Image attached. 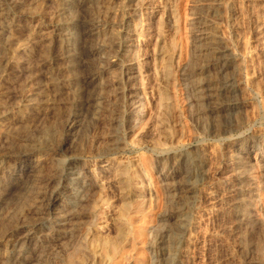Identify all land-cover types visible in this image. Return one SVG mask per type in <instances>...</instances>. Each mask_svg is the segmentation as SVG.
Instances as JSON below:
<instances>
[{"label": "rangeland", "instance_id": "obj_1", "mask_svg": "<svg viewBox=\"0 0 264 264\" xmlns=\"http://www.w3.org/2000/svg\"><path fill=\"white\" fill-rule=\"evenodd\" d=\"M92 1L88 22L101 21L88 39L86 93L81 64L67 57L61 2L0 0V264L16 263L6 239L31 233L25 264H264V0ZM201 26L219 44L214 59L202 57ZM216 78L228 85L220 104L191 97L194 83ZM133 96L144 110L136 120ZM238 156L252 170L227 165ZM89 180L96 201L83 215L76 203ZM54 197L52 212L67 223L45 245L39 232Z\"/></svg>", "mask_w": 264, "mask_h": 264}, {"label": "bare ground", "instance_id": "obj_2", "mask_svg": "<svg viewBox=\"0 0 264 264\" xmlns=\"http://www.w3.org/2000/svg\"><path fill=\"white\" fill-rule=\"evenodd\" d=\"M60 2H61V5H60V7H61V9H60V11H59V14L61 13V15H63V17L64 18H62L63 20H64V27L66 28V30L67 31H65V32H67L66 34H65V36H64V40H65V42H66V45H67V47H68V49H66V50H68V55H67V57H68V59H69V63L71 64V66H75L76 67V64H77V66L78 65H80L81 64V67H82V71H83V73L85 74V77H84V83H83V85H84V87H85V92L86 93H88V84L94 79V77H93V79H92V77L90 76V74L92 73L91 71V73L90 72H88V69H90V66H91V64L93 63V62H91V59H92V57L94 56V53H92V52H90V51H88V39H89V37L90 36H93V31L95 32V28H93L92 26L94 25V24H96V22L98 21V19H100L99 17H98V19H96L97 21H94L93 22V24L92 25H90V23L88 22V17H89V19H90V16H88V3H89V0H59ZM92 1V0H91ZM94 1V0H93ZM92 1V2H93ZM96 1V0H95ZM15 2V1H14ZM4 4V3H3ZM58 4V3H57ZM60 4V3H59ZM5 6V5H4ZM89 6H90V4H89ZM91 6H93L92 8L94 9V6H96V5H91ZM102 6V5H101ZM128 6V5H127ZM59 7V6H58ZM260 7V6H259ZM98 8V7H97ZM96 8V9H97ZM99 9H100V7H99ZM57 10V9H56ZM91 10V9H90ZM123 10V9H122ZM261 11H262V8H261ZM92 12V11H91ZM263 12V11H262ZM1 13V12H0ZM22 13V12H21ZM264 13V12H263ZM57 13H55V15H56ZM89 14H90V12H89ZM131 14V13H130ZM94 15V14H93ZM94 17H96V15L94 16ZM93 17V18H94ZM261 17H262V14H261ZM92 18V19H93ZM58 19V18H57ZM60 19V18H59ZM91 19V20H92ZM91 20H89V21H91ZM95 20V19H94ZM58 21V20H57ZM101 21V20H100ZM100 21H98V22H100ZM97 22V25L98 24H100V23H98ZM138 22V21H137ZM61 23H63V21L61 22ZM59 24V23H58ZM130 24V23H129ZM134 24V23H133ZM132 24V28H134L135 26ZM141 24V23H140ZM60 25V24H59ZM102 25V24H101ZM35 27V26H34ZM93 29H92V28ZM100 27V26H99ZM131 28V29H132ZM201 35L203 36L202 38H200L199 40H198V42L200 43H202V44H200L201 45V54H202V57L203 58H206V59H214L215 57H217L216 56V54L219 52V44L217 45V44H214V43H217V41L216 42H214L213 43V40L212 41H210V42H207L208 40H209V38H206L207 37V35L205 36V28L203 29V27L201 26ZM9 30V29H8ZM134 30V29H133ZM202 30H204V31H202ZM34 31V30H33ZM49 31V30H48ZM59 31V30H58ZM97 31H98V29H97ZM127 31V30H126ZM28 32V31H27ZM38 32V31H37ZM60 32V31H59ZM64 32V33H65ZM100 32V31H99ZM135 31H133V33H134ZM14 33V32H13ZM61 33V32H60ZM63 33V34H64ZM98 32H96V34H97ZM3 34V33H2ZM49 34V33H48ZM57 34V33H56ZM62 34V33H61ZM210 34V33H209ZM60 35V34H59ZM98 35V34H97ZM47 36V35H46ZM94 36H96V35H94ZM211 36V35H210ZM15 38V37H14ZM13 38V39H14ZM44 39H43V42H46L47 41V37H43ZM52 38V37H51ZM58 38V37H57ZM12 39V38H11ZM10 39V40H11ZM25 39V38H24ZM128 39V38H127ZM22 40V39H21ZM31 40V39H30ZM17 41V40H16ZM53 41V40H52ZM63 41V40H62ZM94 41H95V39H94ZM99 41V40H98ZM97 41V42H98ZM14 42V41H13ZM28 42V41H27ZM27 42H25V43H27ZM20 43V42H19ZM32 43V42H31ZM31 43H29V44H31ZM53 43V42H52ZM15 44H17V43H15ZM47 44V43H46ZM63 44V43H62ZM95 44V43H94ZM7 45V44H6ZM26 45V44H25ZM24 44H20L19 46H18V51L20 52V54L21 53H26V46H25ZM43 45H45V44H43ZM49 45V44H48ZM200 45L198 46L197 45V49H198V47L200 48ZM31 46H32V44H31ZM64 46V45H63ZM94 46V45H93ZM129 46H131V44L129 45ZM218 46V47H217ZM8 47V46H7ZM10 48H12L11 46H9ZM17 47V46H16ZM34 47V46H33ZM162 47V46H161ZM196 47V46H195ZM42 48V47H41ZM62 48V47H61ZM13 49H14V47H13ZM12 49V51H14ZM62 49H64V48H62ZM5 50V49H4ZM16 51H17V48L15 49ZM43 50V49H42ZM45 50V49H44ZM30 51V50H29ZM7 52V51H6ZM38 52V51H37ZM45 52H46V50H45ZM61 52H63V51H61ZM39 53V52H38ZM43 53V52H42ZM159 53H161V52H159ZM204 53V54H203ZM12 54V53H11ZM19 54V55H20ZM58 54H60V53H58ZM63 54H64V52H63ZM200 53H199V55H201ZM25 55V54H24ZM41 54H39V56H40ZM198 55V56H199ZM6 56V55H5ZM4 56V57H5ZM10 56V55H9ZM21 56V55H20ZM36 56H37V53H36ZM48 56V55H47ZM63 56V55H62ZM161 56V55H160ZM8 57V56H7ZM42 57H43V54H42ZM64 57H66V56H64ZM133 57V56H132ZM14 58H15V56H14ZM16 59V58H15ZM35 59H36V57H35ZM42 59V58H41ZM64 59V58H63ZM95 59V58H94ZM130 59V58H129ZM132 59V58H131ZM161 59V58H160ZM159 59V60H160ZM216 59H218V58H216ZM7 60H8V64L9 65H11V66H15V65H19V64H17L16 63V61L17 60H15L14 61V59H12V57L10 58H7ZM22 60V59H21ZM20 60V61H21ZM42 61V60H41ZM41 61H38V64H39V62L40 63H42ZM46 61V60H45ZM208 61V60H207ZM5 62H6V59H5ZM36 62V61H35ZM79 62V63H78ZM197 62V61H196ZM205 62H206V60H205ZM214 62V61H213ZM24 63V62H23ZM26 64H27V62H25ZM98 63V62H97ZM210 63V62H209ZM93 64H95V61H94V63ZM6 65V64H5ZM4 65V67H6ZM30 65V64H29ZM32 65V64H31ZM34 67L36 66V64L35 65H33ZM160 66V65H159ZM191 66V65H190ZM19 67V66H18ZM39 67V66H38ZM93 67H94V65H93ZM24 68V67H23ZM66 68H67V66H66ZM69 68V67H68ZM77 68V67H76ZM79 68V67H78ZM91 68H92V66H91ZM5 69V68H4ZM34 69H36V68H34ZM34 69L32 70V71H34ZM71 69V68H70ZM81 69V68H80ZM79 69V70H80ZM222 69V68H221ZM14 70V69H13ZM38 70V69H37ZM47 70V69H46ZM92 70H93V68H92ZM120 70V69H119ZM3 71V70H2ZM4 71H6V70H4ZM36 71V70H35ZM40 71V70H39ZM11 72V74L13 73V72H15V71H10ZM18 72V71H17ZM72 72V71H71ZM76 72V71H75ZM81 72V71H80ZM192 72V71H191ZM5 73V72H4ZM7 73H8V71H7ZM32 73V72H31ZM169 73V70H167V74ZM188 73V72H187ZM216 73V72H215ZM28 74H30L29 72H28ZM33 74V73H32ZM38 74V73H37ZM76 74V73H75ZM78 74V73H77ZM84 74H82V75H84ZM196 74V73H195ZM214 74V73H213ZM12 75H14V74H12ZM11 75V76H12ZM21 75V74H20ZM19 75V76H20ZM64 75V74H63ZM79 75V74H78ZM189 75V74H188ZM201 75V74H200ZM4 76H6V75H4ZM26 76H28V75H26ZM36 76V75H35ZM39 76V75H38ZM74 76V75H73ZM80 76V75H79ZM95 76V75H94ZM126 76H127V80H133V78L135 77V73L134 72H132V70H131V72H128L127 74H126ZM162 76V75H161ZM225 76V75H224ZM0 78H1V76H0ZM3 78V77H2ZM8 78V77H7ZM6 78V79H7ZM30 78H32L31 76L29 77L28 76V79L30 80ZM34 78V77H33ZM190 78V77H189ZM191 78H192V76H191ZM195 79L197 78V77H194ZM193 78V80H195ZM9 79H10V77H9ZM126 79V78H125ZM170 79V78H169ZM168 79V80H169ZM222 79V78H221ZM26 80H27V78H26ZM36 80H38V79H36ZM90 80V81H89ZM189 80H192V79H189ZM203 80H205V79H203ZM209 80V79H208ZM216 80H217V78H216ZM213 80V82H209V83H205V81L204 82H197L196 84L194 83L191 87H190V92H191V97L194 99V100H197L198 102H201V104H205L206 106H208V108L209 107H212V106H214V107H216L217 105H218V101H220L221 100V98H224V97H222L223 96V92L227 89V87H228V85H227V82H221L220 80ZM5 81V80H4ZM3 81V82H4ZM16 81V80H15ZM32 81V80H31ZM94 81V80H93ZM191 82H193V81H191ZM6 83V82H5ZM22 83V82H21ZM7 84V83H6ZM5 84V85H6ZM23 84V83H22ZM168 84V83H167ZM4 85V86H5ZM29 85V84H28ZM188 85V84H187ZM49 86V85H48ZM91 86V85H90ZM29 87V86H28ZM45 87V86H44ZM74 87V86H73ZM6 88V87H5ZM8 88V87H7ZM27 88V87H26ZM130 88V87H129ZM9 89V88H8ZM43 89V88H42ZM31 90H33V89H31ZM84 90V89H83ZM17 91V90H16ZM23 91V90H22ZM25 91H27V90H25ZM4 92H6V90L4 91ZM8 92V91H7ZM6 92V94H8ZM15 92V91H14ZM13 91H12V93H14ZM0 93H2V92H0ZM17 93V92H16ZM20 93H21V91H20ZM25 93H27V92H25ZM35 93V92H34ZM38 93V92H37ZM56 93V92H55ZM85 93V94H86ZM5 94V95H6ZM29 93H27V95H28ZM9 95V94H8ZM16 95V94H15ZM17 95H19V93L17 94ZM164 96H166V95H164ZM163 96V97H164ZM5 97V96H4ZM20 97H22V96H20ZM19 97V98H20ZM88 97V96H87ZM131 97V96H130ZM19 98H17V99H19ZM134 96L131 98L132 100H130V104L129 105H131V107H132V109H130V110H132V114H133V119L132 120H136V118H138V117H140V113L142 112V110H143V108H142V104H140V105H138V106H136V104H137V102L134 100ZM167 98V97H166ZM226 99H227V97H225ZM7 99V98H6ZM16 99V100H17ZM15 100V99H14ZM23 100V99H22ZM31 100V99H30ZM39 100V99H38ZM85 100H86V98H85ZM91 100V99H90ZM18 101V100H17ZM36 101V100H35ZM34 101V102H35ZM53 101V100H52ZM94 101V100H93ZM167 101V100H166ZM13 102H15V101H13ZM21 102V101H20ZM24 102V101H23ZM28 102V101H27ZM85 103H86V101H84ZM222 102V101H221ZM225 102V101H224ZM8 103H9V101H8ZM88 103V102H87ZM11 104V103H10ZM72 104H73V102H72ZM220 104V103H219ZM23 105H27V104H23ZM221 105H223V104H221ZM8 106H10V105H8ZM13 106V105H12ZM22 106V105H21ZM96 106V105H95ZM165 106V105H164ZM15 107H16V105H15ZM24 107V106H23ZM88 107H90V106H88ZM10 108H12V107H10ZM19 108V107H18ZM30 108V107H29ZM15 109V108H14ZM26 109V108H25ZM164 109V108H163ZM19 110V109H18ZM76 110V109H75ZM23 111V110H22ZM144 111V110H143ZM211 111H214V109L213 110H211ZM10 112H11V110H10ZM20 112V111H19ZM13 113V112H12ZM15 113V112H14ZM8 114V107H6V105H4V106H1L0 105V121H3V119L5 118V116ZM31 115V114H30ZM77 115V114H76ZM88 115V114H87ZM12 116V115H11ZM20 117V116H19ZM107 117V116H106ZM26 119V118H25ZM114 119V118H113ZM48 120V119H47ZM59 121H60V119H59ZM69 121V120H68ZM67 121V122H68ZM74 121V120H73ZM6 122V121H5ZM26 122V121H25ZM65 122V121H64ZM3 123V122H2ZM61 123V122H60ZM59 124V123H58ZM69 124V123H68ZM70 124L72 125V123L70 122ZM56 125V124H55ZM65 126V125H64ZM69 126V125H68ZM72 127V126H71ZM87 127V126H86ZM17 128V127H16ZM11 129V128H10ZM15 129V128H14ZM5 131V130H4ZM15 131V130H14ZM33 131V130H32ZM35 131V130H34ZM166 131V130H165ZM11 132V131H10ZM17 132V131H16ZM45 132V131H44ZM43 132V133H44ZM54 134H56V133H54ZM63 134V133H62ZM4 135V134H3ZM8 135V134H7ZM61 135V134H60ZM63 136V135H62ZM166 136H168L167 134H166ZM36 137V136H35ZM6 138V137H5ZM61 138V137H60ZM16 139V138H15ZM65 139V138H64ZM165 139H167V138H165ZM7 140V142H8V139H6ZM11 140H13V139H11ZM20 140V139H19ZM41 140V139H40ZM75 140V139H74ZM73 140V141H74ZM80 140V139H79ZM3 141H5V140H3ZM14 141V140H13ZM24 141V140H23ZM38 141V140H37ZM10 142H12V141H10ZM26 142H28V141H26ZM62 142V141H61ZM16 143V142H15ZM33 143V142H32ZM57 143H58V141H57ZM60 143V142H59ZM18 144V143H17ZM61 144V143H60ZM19 145H22V144H19ZM33 145V144H32ZM64 145V144H63ZM12 146V145H11ZM14 146V145H13ZM18 146V145H17ZM22 146H24V145H22ZM26 146H28L27 144H26ZM31 146V145H30ZM30 146H29V148H30ZM78 146V145H77ZM16 147V146H15ZM14 147V148H15ZM20 147V146H19ZM36 147V146H35ZM61 147H62V145H61ZM159 147V146H158ZM12 148V147H11ZM21 148L22 147H20V151L22 152V151H24V150H21ZM55 148V147H54ZM81 148V147H80ZM25 149H26V147H25ZM31 149H32V147H31ZM77 149V148H76ZM17 151H19V150H17ZM1 152V151H0ZM13 152V151H12ZM16 152V151H15ZM26 152H28V151H26ZM2 153V152H1ZM23 153V152H22ZM76 153V152H75ZM21 154V153H20ZM27 154V153H26ZM29 154V153H28ZM3 155V153L1 154V156ZM14 155V154H13ZM17 155V154H16ZM4 156V155H3ZM8 156V155H7ZM12 156V155H11ZM244 158H242V157H235L234 159H231L233 162H228L227 163V165L228 166H240L241 165V167L242 166H244V169H245V172H248V171H250V170H252L251 168H252V165L250 164V162H246V164H244V163H242V160H243ZM160 161V160H159ZM161 163V162H160ZM75 165V164H74ZM254 165V164H253ZM237 168V167H236ZM3 169V168H2ZM6 170V169H5ZM32 170V169H31ZM123 170H124V168H123ZM163 170V169H162ZM236 170V169H235ZM116 171V170H115ZM114 171V172H115ZM126 171V170H125ZM232 171V170H231ZM234 171V170H233ZM240 171H241V169H240ZM120 172L121 171H117V175H120ZM252 172V171H251ZM36 173V172H35ZM35 173H33L32 175H35ZM38 173V172H37ZM61 173V172H60ZM238 173V172H237ZM250 173V172H249ZM38 174H40V172L38 173ZM115 174V173H114ZM123 174V173H122ZM125 174H126V172H125ZM243 174V173H242ZM246 174V173H245ZM1 175V174H0ZM41 175V174H40ZM46 175V174H45ZM86 175V174H85ZM236 175V174H235ZM240 175V174H239ZM126 176V175H125ZM140 176V175H139ZM168 176H170V175H168ZM1 177V176H0ZM29 177V176H28ZM40 177V176H39ZM85 177V176H84ZM114 177H115V175H114ZM120 177V176H119ZM185 177V176H184ZM2 178V177H1ZM0 178V179H1ZM41 178H43V177H41ZM124 178V177H123ZM134 179H136V178H139L138 176H134L133 177ZM180 178V177H179ZM182 178V177H181ZM180 178V179H181ZM238 178V177H237ZM92 179V178H91ZM109 179V178H108ZM178 179V178H177ZM35 180V179H34ZM70 181H73V180H75V179H69ZM121 181V180H120ZM173 181V180H172ZM76 182V181H75ZM175 182H177V181H175ZM245 182V181H244ZM2 183V182H1ZM44 183V182H43ZM163 183V182H162ZM162 183H160L161 185H162ZM166 183V182H165ZM164 183V184H165ZM3 184V183H2ZM1 184V185H2ZM24 184V183H23ZM29 184V183H28ZM34 184V183H33ZM42 184V183H41ZM76 184H77V182H76ZM159 184V185H160ZM175 184V183H174ZM179 184H182V185H184V184H186V183H182V181H181V183H179ZM178 184V185H179ZM60 185V184H59ZM158 185V186H159ZM260 185V184H259ZM31 186L32 185H30V188H31ZM36 186V185H35ZM45 186V185H44ZM70 186V185H69ZM176 186V185H175ZM185 186V185H184ZM2 187V186H1ZM37 187H39V186H37ZM40 187L43 189L44 187H42L41 185H40ZM40 187H39V189H40ZM26 188H28V186H27V183H26ZM64 188H65V190H66V188L67 187H63V191L61 192V193H64ZM37 190H39L38 188H36ZM96 189H97V185H96V183L94 182V181H91V180H89V184L87 185V192H85L84 194H83V192H82V195L80 196V201H78L76 204L78 205V207H79V209H81V213H83V215L86 213L85 212V210L87 209V210H89V208L92 206L91 205V203L94 201L93 199H95V194H96ZM170 189V188H169ZM188 189V188H187ZM239 189V188H238ZM22 190V189H21ZM24 190H25V188H24ZM73 190V189H72ZM82 190V189H81ZM32 190H30V191H28V192H31ZM36 191V190H35ZM43 191V190H42ZM41 191V192H42ZM166 191V190H165ZM181 190H179L178 192H180ZM37 192V191H36ZM39 192V191H38ZM41 192H40V194H41ZM177 191H176V189H175V191H174V193H172V194H174L173 195V197H175V198H178L177 200H179V196L181 195H178L179 193H178ZM185 192V191H184ZM34 193V192H33ZM98 193V192H97ZM170 193V192H169ZM253 193V192H252ZM25 193H23V195H24ZM32 194V193H31ZM39 194V193H38ZM65 194V193H64ZM47 195V194H46ZM61 195V194H60ZM170 195V194H169ZM21 196V195H20ZM40 196V195H39ZM42 196V195H41ZM22 197V196H21ZM26 197V196H25ZM52 197V196H51ZM58 197V196H57ZM127 197V196H126ZM188 197V196H187ZM29 198V197H28ZM44 198V197H43ZM48 198V197H47ZM97 198V197H96ZM128 198V197H127ZM46 199V198H45ZM123 199V198H122ZM121 199V200H122ZM38 200V199H37ZM169 200V199H168ZM180 200H181V196H180ZM55 201H56V197H54V198H52V199H50L49 201H48V203L46 204V209H45V213H47L48 215L47 216H49V219H48V223L46 224V225H44V227L41 229V231L39 232V237H41V238H43L44 239V242H45V245H46V242H49V243H54L55 241H57L61 236H62V234L64 233V228H65V226H64V223H65V221H67L66 220V217H67V215H66V217H65V215H63V213L62 212H52V207L54 206V204H55ZM96 201V200H95ZM95 201H94V203H95ZM174 201H176V200H174ZM182 201H183V199H182ZM241 201V200H240ZM32 202V201H31ZM167 202V201H166ZM173 202V201H172ZM186 202V201H185ZM232 202V201H231ZM234 202V201H233ZM235 202H236V200H235ZM93 203V204H94ZM177 203V202H176ZM175 203V204H176ZM179 203V202H178ZM177 203V204H178ZM181 203V202H180ZM40 204H41V202H40ZM42 204H43V202H42ZM166 204V203H165ZM229 204V203H228ZM91 205V206H90ZM171 204L169 203V206H170ZM31 206V205H30ZM42 206H44V205H42ZM94 206V205H93ZM173 206V205H172ZM174 206H176V205H174ZM178 206V205H177ZM177 206H176V208L175 209H177ZM182 206V205H181ZM77 207V208H78ZM18 208V207H17ZM37 208V206L35 207V209ZM75 208H76V206H75ZM76 208V209H77ZM94 207H92L90 210L92 211V209H93ZM169 208H171L172 209V207H169ZM3 209V208H2ZM33 209H34V207H33ZM42 209H44V208H42ZM178 209H180V208H178ZM177 209V212L179 211ZM56 210V209H55ZM74 210V209H73ZM78 210V209H77ZM181 210H182V207H181ZM74 211H76V210H74ZM79 211V210H78ZM90 211V212H91ZM167 211V210H166ZM248 211V210H247ZM39 212V211H38ZM69 212H71V211H69ZM89 212V213H90ZM173 212V211H172ZM181 212H183V211H181ZM236 212V211H235ZM33 213V212H32ZM35 213V212H34ZM42 213H44L43 211H42ZM44 213V214H45ZM79 213H80V211H79ZM124 213V212H123ZM184 213V212H183ZM246 214V212H243V214ZM76 214H78V213H76ZM125 214V213H124ZM172 214V213H171ZM37 215V214H36ZM248 216L250 215V214H247ZM70 216V215H69ZM68 216V217H69ZM71 216H72V214H71ZM169 216V215H168ZM45 217H46V215H45ZM83 217V216H82ZM87 217V216H86ZM241 218H242V216H241ZM244 218H246V217H244ZM76 219V218H75ZM180 220H181V218H179ZM40 220V219H39ZM126 220V219H125ZM176 220V219H175ZM7 221V220H6ZM43 221V220H42ZM40 222V221H39ZM69 222V221H68ZM77 222V221H76ZM123 222V221H122ZM178 222V221H177ZM245 222V221H244ZM38 223V221L35 223V225ZM67 223V222H66ZM65 223V224H66ZM73 223V222H72ZM32 224V223H31ZM39 224V223H38ZM40 224H41V222H40ZM68 224H70V223H68ZM74 224V223H73ZM162 224H165V223H162ZM81 225V224H80ZM176 225V224H175ZM64 226V228H62ZM160 226H162V225H160ZM165 227V226H164ZM182 227V226H181ZM31 229V228H30ZM168 229V228H167ZM172 229V228H171ZM66 230V229H65ZM33 231V230H32ZM20 232V231H19ZM30 233V232H29ZM66 233V232H65ZM68 233V232H67ZM66 233V234H67ZM75 233V232H74ZM70 234V233H69ZM89 234V233H88ZM11 235V234H10ZM83 235V234H82ZM64 236V235H63ZM67 236H68V234H67ZM88 236V235H87ZM37 237H38V235H37ZM86 237V236H85ZM5 238H7V237H5ZM36 237H35V235L34 234H27V235H21V236H13V237H8L6 240V242L7 243H9L10 244V248H11V250H9V252H11L13 255H15V259H16V263H14V264H25V260H26V258H27V256H25L24 255V253H26V251L28 250V248H29V246H30V244H31V242L35 239ZM40 238V239H41ZM73 238H75V235H74V237L72 236V240H74ZM167 238V237H166ZM168 239V238H167ZM38 240V239H37ZM65 240H67L68 241V238H65ZM63 241L62 242V246L63 245H66V247H68V248H70V247H72L73 246V241L71 242V240H69L71 243H72V246L70 245L71 243H68L67 241ZM41 241V240H40ZM35 242V241H34ZM91 242V241H90ZM111 242V241H110ZM33 243V242H32ZM92 243V245L94 244V242H91ZM95 243H96V241H95ZM118 243V242H117ZM40 244V243H39ZM51 244H49V245H47V246H51ZM74 244H76V242L74 243ZM84 244V243H83ZM89 244V243H88ZM104 244H106L105 242H104ZM32 245H34V244H32ZM42 245V244H41ZM108 245H110V244H108ZM105 246V250L106 249H108V247L109 246ZM36 246V245H35ZM53 246H55V244H53ZM59 246V245H58ZM61 246V245H60ZM61 246V247H62ZM70 246V247H69ZM95 246H96V244H95ZM94 246V247H95ZM39 247V246H38ZM56 247H57V245H56ZM74 247H76V246H74ZM89 247H90V244H89ZM102 247V246H101ZM107 247V248H106ZM116 247H117V245H116ZM46 249H47V247H45ZM44 248V249H45ZM60 248V247H59ZM65 248V247H64ZM79 248V247H78ZM77 248V249H78ZM162 248V247H161ZM62 249V248H61ZM77 249H76V252H77ZM98 249V248H97ZM97 249H94V250H97ZM166 249V248H165ZM63 250V249H62ZM66 251H67V248L65 249ZM69 250V249H68ZM79 250H80V248H79ZM105 250H104V252H105ZM161 250V249H160ZM29 251V250H28ZM41 251V250H40ZM73 251V250H72ZM71 251V252H72ZM75 251V250H74ZM81 252H82V250H80ZM79 251V252H80ZM100 251H102L103 252V250L100 248ZM107 251V250H106ZM42 252V251H41ZM76 252H73V254L74 253H76ZM104 252L102 253L103 255H104ZM109 252H110V249H109ZM90 254V253H89ZM88 254V255H89ZM101 254V253H100ZM107 254V253H106ZM77 255V253L74 255V257ZM78 255H79V253H78ZM90 255H92V254H90ZM109 255V254H108ZM107 255V257H110V255L108 256ZM69 256V255H68ZM165 256H167V255H165ZM12 257V256H11ZM100 257V256H99ZM98 258V257H97ZM101 258H104V257H102V255H101ZM163 258V257H162ZM167 258V257H166ZM74 259H76V257L74 258ZM73 259V260H74ZM79 259V258H78ZM163 259H165V258H163ZM12 260V259H11ZM70 260V259H69ZM99 260H101V259H99ZM105 260H107L108 261V259H105ZM160 260V259H159ZM168 259H166V261H167ZM178 260V259H177ZM9 261V260H8ZM80 261H81V259H80ZM102 261V260H101ZM164 261V260H163ZM181 261V260H180ZM14 262H15V260H14ZM56 262V261H55ZM106 262V261H105ZM46 263V262H45ZM104 263V262H103ZM166 263V262H165ZM47 264V263H46ZM157 264H159V263H157Z\"/></svg>", "mask_w": 264, "mask_h": 264}]
</instances>
